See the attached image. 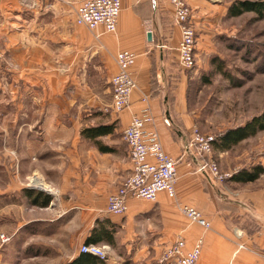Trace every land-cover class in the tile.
<instances>
[{
	"label": "crops",
	"instance_id": "crops-1",
	"mask_svg": "<svg viewBox=\"0 0 264 264\" xmlns=\"http://www.w3.org/2000/svg\"><path fill=\"white\" fill-rule=\"evenodd\" d=\"M82 1L0 0V35L8 50L0 64V90L8 95L5 103L22 93V121L12 120L22 132V175L35 170L59 189L54 196L22 180V264L40 258L49 264H85L89 255L80 247L100 226L113 231L112 243H97L109 247L104 264H160L162 250L178 237L188 249L203 238L197 264H264L262 175L243 183L199 171L204 159L192 136L200 110L192 108L189 85L202 71L203 52L197 43L194 71L179 65L180 29L171 3L121 0L116 31L106 32L77 24ZM186 2L197 42L211 37L210 21L218 9H208L205 0ZM21 45L22 52H14ZM122 50L137 55L131 67L137 86L129 106L116 112L111 80ZM8 59L22 61V71L7 65ZM146 108L153 117L145 124L147 137L157 131L165 151L179 160L176 197L164 191L156 201L129 197L124 214L107 213L109 195L133 169L123 131ZM20 111L19 104L16 117ZM100 127L107 132L89 134ZM214 152L226 153L215 147ZM217 160L229 173L222 158ZM46 197V206L34 202ZM177 203L200 210L211 228L192 223Z\"/></svg>",
	"mask_w": 264,
	"mask_h": 264
},
{
	"label": "rangeland",
	"instance_id": "rangeland-1",
	"mask_svg": "<svg viewBox=\"0 0 264 264\" xmlns=\"http://www.w3.org/2000/svg\"><path fill=\"white\" fill-rule=\"evenodd\" d=\"M205 1L208 9L218 10L210 21L212 25H208L212 27V36L197 42L203 52L199 62L202 71L190 80L189 100L192 108L200 110L196 127L201 133L218 138L264 114V17L255 12L229 14L231 4L244 0ZM5 46V39L0 35V64L7 58ZM14 52H22V45L16 46ZM8 61L7 65L22 71V61ZM5 94L0 90V264H22V180L27 185H37L38 189H59L35 170L22 175V132L19 134L20 127L12 123L15 118L17 123L22 121V93L20 99L15 97L8 103H5L8 97ZM19 104L21 111L16 117L15 109ZM4 107L13 111L4 113ZM213 153L221 173L226 171H221L219 157L232 175L235 170L264 167V130L242 140L221 156L215 154L214 147ZM259 181H264V174ZM48 261L40 258L25 264H49Z\"/></svg>",
	"mask_w": 264,
	"mask_h": 264
},
{
	"label": "built area",
	"instance_id": "built-area-1",
	"mask_svg": "<svg viewBox=\"0 0 264 264\" xmlns=\"http://www.w3.org/2000/svg\"><path fill=\"white\" fill-rule=\"evenodd\" d=\"M173 7L174 23L180 29V41L177 47L179 65L185 70H191L196 65L197 30L193 22V10L186 0H168ZM121 0H83L76 7V22L90 30L103 27L106 32L116 31L118 18L121 11ZM0 53V61H1ZM136 53L130 50L119 51L116 55L118 71L112 77V104L111 110L120 112L130 104V98L137 83L133 77L131 67L136 60ZM145 114L134 115L128 126L123 131V139L127 143L133 169L111 193L107 200L105 211L121 215L128 209L129 197L156 201L158 194L166 192L172 199L176 197L177 164L178 159L165 151L160 135L157 131L147 134L145 124L152 121L149 109ZM215 136L206 135L195 127L193 130L192 144L197 149L200 157L204 159L199 165V171L208 172L217 180L223 181L231 177L228 173H221L217 162L213 158ZM37 186V185H36ZM45 191L58 196V190L44 187ZM181 211L192 223H197L205 229L211 228V223L200 210L191 205L177 203ZM5 240L7 238L2 235ZM203 246V238H199L191 248H187L183 237L165 247L159 258L160 264H197ZM242 248L243 245L239 244ZM80 252L92 254L106 260L109 254L107 245L87 244L80 247Z\"/></svg>",
	"mask_w": 264,
	"mask_h": 264
},
{
	"label": "trees",
	"instance_id": "trees-1",
	"mask_svg": "<svg viewBox=\"0 0 264 264\" xmlns=\"http://www.w3.org/2000/svg\"><path fill=\"white\" fill-rule=\"evenodd\" d=\"M245 12H255L259 16L264 17V1L244 0L240 1L239 3H233L229 6V14L233 16H239ZM219 65L222 68L223 63L221 62ZM259 130H264V114L254 117L241 127L231 129L225 134H222L220 137H216L213 143L214 147L222 151H227L242 140L256 134ZM89 132L90 135H100L106 133L107 130L106 128L100 127L98 129L89 130ZM262 174H264V167L259 165L255 168L253 167V169L243 168L240 171L234 173L231 176V179L246 183L255 181ZM34 202L40 206H46L50 202V197H46L40 202L38 200H35ZM101 241H108L112 243L113 231L101 226L96 227L94 229L93 236L87 241V244H97ZM88 255L89 256L87 257L85 264H104V260H100L98 257L92 254Z\"/></svg>",
	"mask_w": 264,
	"mask_h": 264
},
{
	"label": "water",
	"instance_id": "water-1",
	"mask_svg": "<svg viewBox=\"0 0 264 264\" xmlns=\"http://www.w3.org/2000/svg\"><path fill=\"white\" fill-rule=\"evenodd\" d=\"M148 38H149V39L151 38V33H150V32L148 33Z\"/></svg>",
	"mask_w": 264,
	"mask_h": 264
}]
</instances>
